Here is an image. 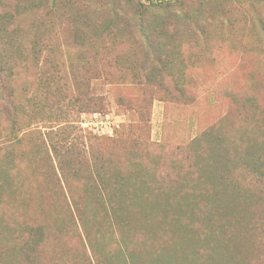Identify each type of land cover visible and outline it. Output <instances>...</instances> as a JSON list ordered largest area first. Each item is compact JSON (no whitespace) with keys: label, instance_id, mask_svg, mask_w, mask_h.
<instances>
[{"label":"rangeland","instance_id":"1","mask_svg":"<svg viewBox=\"0 0 264 264\" xmlns=\"http://www.w3.org/2000/svg\"><path fill=\"white\" fill-rule=\"evenodd\" d=\"M183 2L204 18L165 32L140 11L148 0H0V18L20 29L4 37L20 38L28 58L13 97L0 79V182L15 187L16 218L50 224L34 264H126L121 237L145 231L170 250L160 231L176 226L174 214H194L182 210L193 197L208 216L244 217L237 229L253 242L248 216H264V0ZM108 26L114 36H99ZM153 68L162 79L148 77ZM12 213H0V229L16 227ZM213 244L199 243L194 264L231 262L213 259ZM239 244L242 264H264V239L256 255L254 243ZM2 246L11 257L0 264L24 262L15 244Z\"/></svg>","mask_w":264,"mask_h":264},{"label":"trees","instance_id":"2","mask_svg":"<svg viewBox=\"0 0 264 264\" xmlns=\"http://www.w3.org/2000/svg\"><path fill=\"white\" fill-rule=\"evenodd\" d=\"M148 1H150L152 4H144L140 8V11L145 16L150 13L157 14L154 19L155 21L157 20V22H159L157 23V28L165 32L167 30H172L173 24H186L187 27L193 20H197L199 22L202 20V18H204V14L200 11H198L195 15H190L186 10L183 0ZM207 1L208 0H200V2L203 4H205V2ZM158 11L161 12L160 15H158ZM6 16L7 15H4L0 18V79L2 80L3 89H5L4 92L6 91L7 95H12L11 97H13L14 92L16 91L13 89L11 83L12 81H14L15 75L18 72V66H26L25 62H27L28 58L24 56L26 47H24V42L22 40H19L20 38H17V40L5 39L3 33L8 29H11L10 26H13V32H17L18 34L20 32L19 27L15 25V21L12 20V17ZM114 33L116 32L112 31L109 26L107 27V29L98 32L99 36H114ZM2 38H4V41L2 40ZM9 49L14 50L17 53L11 54L9 52ZM150 72L151 74L148 77L152 80L162 79L163 77L162 69L153 68L150 70ZM13 100H15V102L13 104L14 119L12 122V133L15 137V141H21L19 132L21 131L22 127L18 110L20 111L22 107H19V103L21 102L18 103L16 101V98H14ZM10 103L12 104L13 101H11ZM200 137L199 139L200 141H202V138ZM197 141L198 140H196L195 143H197ZM67 152L71 153V156L74 159V153L70 148L67 149ZM61 160L62 158L59 159L61 171L64 176H68L67 173L69 169L64 165V163H62ZM71 169L77 170L76 167ZM0 180H2L1 176ZM68 186L72 191L73 187L69 181ZM14 192L15 187L10 185L9 183L6 184L2 181L0 182V213L5 214L7 210H13V213L9 217L12 219V222L15 221L16 225V227L12 229H0V260L2 259V254L9 258L11 257L10 255H7L3 252L2 246L3 243L11 242L15 244V255H22L23 257L25 256L24 262H21L20 264H34L37 262V256L39 255V252L41 251L43 245H46L48 241L47 226H49L50 224L46 223L47 220L42 221L38 217L29 215L25 216L22 219L20 217L16 218L15 210L18 206H15L14 209L11 208V206L15 203H18V205L20 203L19 201H12V199L8 198V196L13 194ZM198 200L199 199L193 197L191 203L184 202L186 209L182 210L187 212L194 211V214L189 213L184 217L181 216L183 213L174 214L175 216H173L175 217L176 226H174L170 230H168L167 228H162V230L160 231L165 234L166 238L170 237V242L172 244V248H170V250L166 248L159 249L153 247L151 243L154 242V240L157 238V235L153 234L152 232L145 231L142 235H123L120 240L121 242H123L121 247L126 264H194L197 259L203 260L200 257V252L199 250H197V246L200 242L207 239L215 240V244L210 246L211 252L214 255L213 259L223 260V258L225 257L228 259V261H231L227 262L226 264H242V262L239 260V257H236L234 255V253H236L237 245L236 247L232 248L233 243L237 244V242L240 241V246L247 243H254V254L256 255L259 252V243L264 239V216L258 215L254 212L252 215L248 216L249 220L253 221V223L249 224L244 235H246V233L248 232L249 234H253L254 236L253 242L251 240L245 241L242 240V236L240 235V227H242V223L237 229V227L239 226L238 222L240 221V219H245L244 217L233 216V218L228 217V219L221 221L219 217H216L214 215L208 216L204 214V206L201 205V203L197 202ZM66 202H68L67 199ZM68 205L70 206L69 202ZM179 206L181 205H179L178 201H170L167 208L169 210H172V212H176V208ZM170 207L172 209H170ZM182 210L178 209V212ZM57 219V216L55 217V219H52L51 224L54 225L53 220H56L57 222L60 221ZM152 220L153 218L147 219V224L149 222H152ZM164 225L168 224L164 222ZM180 228L181 231L179 230ZM11 232H14L12 237L8 239L6 237H1V235H11ZM227 239L229 240V242L226 244V248H224L223 243ZM196 240H198V243L193 247H189L191 244L195 243ZM174 242L176 247L174 245ZM183 246L188 248V254L183 251ZM237 260H239L240 262H238Z\"/></svg>","mask_w":264,"mask_h":264},{"label":"built area","instance_id":"3","mask_svg":"<svg viewBox=\"0 0 264 264\" xmlns=\"http://www.w3.org/2000/svg\"><path fill=\"white\" fill-rule=\"evenodd\" d=\"M92 122L97 125V122H94L93 120H89L85 124L87 125V124L92 123ZM98 124H101L102 126L106 127L108 124H110V121L108 119L106 120L105 118H101L100 120H98Z\"/></svg>","mask_w":264,"mask_h":264}]
</instances>
